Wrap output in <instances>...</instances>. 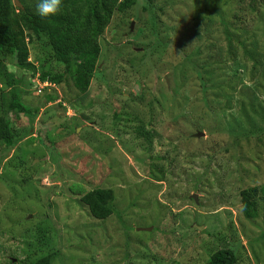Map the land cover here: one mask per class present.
<instances>
[{
  "label": "rangeland",
  "instance_id": "obj_1",
  "mask_svg": "<svg viewBox=\"0 0 264 264\" xmlns=\"http://www.w3.org/2000/svg\"><path fill=\"white\" fill-rule=\"evenodd\" d=\"M98 43L84 94L41 80L64 66L40 43L27 68L0 59V95L28 110L0 145V264H264V197L246 219L240 196L264 188V0H138Z\"/></svg>",
  "mask_w": 264,
  "mask_h": 264
},
{
  "label": "trees",
  "instance_id": "obj_2",
  "mask_svg": "<svg viewBox=\"0 0 264 264\" xmlns=\"http://www.w3.org/2000/svg\"><path fill=\"white\" fill-rule=\"evenodd\" d=\"M23 7L14 6V0H0V59H12L18 68H27L28 44H42L48 48L51 56L64 66V73L49 76L41 71V80L51 84L63 82L67 75L72 86L80 93L87 92L100 55L98 40L116 13H124L138 0H63L62 14L52 19H42L30 10L36 0H17ZM154 6L159 0H141ZM18 12V13H16ZM47 22H49L47 24ZM48 25V26H47ZM49 29L47 44L42 42L43 28ZM27 30V34H24ZM11 90L0 95L2 115L0 116V145L9 150L13 143V134L8 116L26 114L28 110ZM5 159V158H3ZM243 214L246 219L257 218L258 204L264 197V188H250L240 194ZM109 190L94 189L82 194L80 202L88 209L90 216L104 221L111 216ZM54 255L49 254L32 264H51ZM233 250L221 249L209 257L205 264H236Z\"/></svg>",
  "mask_w": 264,
  "mask_h": 264
},
{
  "label": "clouds",
  "instance_id": "obj_3",
  "mask_svg": "<svg viewBox=\"0 0 264 264\" xmlns=\"http://www.w3.org/2000/svg\"><path fill=\"white\" fill-rule=\"evenodd\" d=\"M63 0H36L35 14L42 19H52L63 12Z\"/></svg>",
  "mask_w": 264,
  "mask_h": 264
},
{
  "label": "water",
  "instance_id": "obj_4",
  "mask_svg": "<svg viewBox=\"0 0 264 264\" xmlns=\"http://www.w3.org/2000/svg\"><path fill=\"white\" fill-rule=\"evenodd\" d=\"M18 4V3H17ZM18 7H20V5H18ZM130 29H132V25H131V28ZM194 200H195V197H194ZM141 231H143V230H141Z\"/></svg>",
  "mask_w": 264,
  "mask_h": 264
}]
</instances>
